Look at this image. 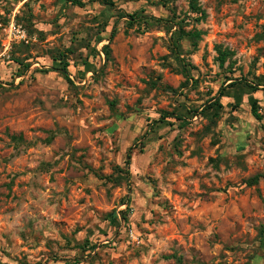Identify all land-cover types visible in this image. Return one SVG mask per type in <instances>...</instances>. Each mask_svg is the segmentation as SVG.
Here are the masks:
<instances>
[{"label": "rangeland", "instance_id": "obj_1", "mask_svg": "<svg viewBox=\"0 0 264 264\" xmlns=\"http://www.w3.org/2000/svg\"><path fill=\"white\" fill-rule=\"evenodd\" d=\"M80 1L0 0V264H264V0Z\"/></svg>", "mask_w": 264, "mask_h": 264}, {"label": "trees", "instance_id": "obj_2", "mask_svg": "<svg viewBox=\"0 0 264 264\" xmlns=\"http://www.w3.org/2000/svg\"><path fill=\"white\" fill-rule=\"evenodd\" d=\"M72 4L80 6L82 5V2L80 0H69ZM191 13L194 14L196 16V21H202L205 19L206 17V13L205 11L200 8V6H198V4H196L194 1L191 4ZM129 20L128 23L130 25H132L133 23L137 22L138 19L140 17H137L135 15H129ZM159 21H161V19H158ZM176 27H177V32H178V37H188L191 41V44L193 47H195L197 45V40L200 37V32L197 31L196 29H193L191 31L186 32L183 27L181 26L180 23L176 22L175 23ZM216 51H217V61L219 63V66H222L225 62V60L227 58H229V56L231 55V53L229 52V50L227 49H223L221 47V45H218L216 47ZM183 71H184V75L186 74V69H185V64L183 65ZM62 75L63 78L66 80L67 83L71 84L72 81L70 80L67 72L64 70L62 71ZM243 81L247 82V80ZM253 90H256V88H254ZM223 95V87H221L218 90V96H222ZM251 115L256 119V120H261L262 116L259 114L258 112V106H257V101L253 100L251 103ZM130 149L127 152V158L129 159L130 157ZM127 159V160H128ZM129 162H127V166H128ZM126 174L128 173L127 170L124 171ZM108 220L110 221V223H115L116 221H118L119 218H123V220L125 219V217L122 214V211H117L116 209L111 210L108 214H107Z\"/></svg>", "mask_w": 264, "mask_h": 264}, {"label": "built area", "instance_id": "obj_3", "mask_svg": "<svg viewBox=\"0 0 264 264\" xmlns=\"http://www.w3.org/2000/svg\"><path fill=\"white\" fill-rule=\"evenodd\" d=\"M5 31V41L2 42V45L4 46L5 49H8V47H10V44L12 42V40H14L15 38H21L24 40L25 36L23 33H18L16 34V32H19L18 30H16L14 24L10 23L9 28L8 29H4Z\"/></svg>", "mask_w": 264, "mask_h": 264}]
</instances>
